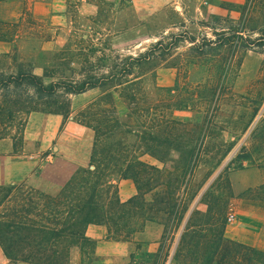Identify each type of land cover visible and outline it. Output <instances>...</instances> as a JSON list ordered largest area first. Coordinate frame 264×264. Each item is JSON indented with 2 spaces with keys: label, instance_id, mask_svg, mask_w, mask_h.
Segmentation results:
<instances>
[{
  "label": "rangeland",
  "instance_id": "rangeland-1",
  "mask_svg": "<svg viewBox=\"0 0 264 264\" xmlns=\"http://www.w3.org/2000/svg\"><path fill=\"white\" fill-rule=\"evenodd\" d=\"M87 1L94 7L80 9L81 0L6 2L0 78L32 73L45 85L102 75L115 81L60 95L55 104L37 99L26 84L1 91L0 184L60 193L34 176L59 156L56 124L74 122L89 132L83 149L87 138L94 146V127L108 130L99 137L100 151L124 139L129 160L161 170L143 175L139 225L120 241L126 244L118 264L200 262L190 252L209 255L212 248L177 246L192 211L190 231L206 224L207 238L217 239L221 224L224 237L240 243L237 236L251 241L258 229L264 232V0ZM146 52L148 61L133 64ZM91 152L80 167L91 168ZM11 162L15 180L2 183ZM123 180L137 195L132 179H118L117 186ZM94 261L95 255L78 264Z\"/></svg>",
  "mask_w": 264,
  "mask_h": 264
},
{
  "label": "trees",
  "instance_id": "trees-1",
  "mask_svg": "<svg viewBox=\"0 0 264 264\" xmlns=\"http://www.w3.org/2000/svg\"><path fill=\"white\" fill-rule=\"evenodd\" d=\"M149 58L150 52H146L133 58V64L139 65ZM131 71L128 69V74ZM113 81L112 77L102 75L45 85L35 74L20 73L18 76L1 77L0 92L26 84L37 99L55 104L60 95H79L90 89L107 88ZM103 127L109 129L110 125L104 122ZM94 130L96 141L90 156L91 168L78 167L60 193L50 195L25 183L0 184V248L11 262L70 264L71 252L78 248L82 263L86 258L91 263L96 241L86 235L87 225L107 226L117 241H125L137 231L139 224L135 217L140 216L146 193H141L143 175L157 176L161 170L138 158L129 160L124 139L100 151L99 137L105 136L108 130L104 134H99L95 127ZM118 179H132L138 194L122 201L116 183ZM158 186L155 184L147 191H154ZM260 188L264 192V186ZM188 209L185 208L178 216L179 225ZM193 214L192 211L187 217L177 246L212 248L209 255L190 252L191 259L200 261L196 264H264V252L225 238L224 224H221L217 239L207 238L209 230L206 224L199 230L190 231L191 227H196L191 222ZM221 218L219 214L216 220ZM189 231L193 235L187 242L185 238ZM161 250L160 247L158 252Z\"/></svg>",
  "mask_w": 264,
  "mask_h": 264
},
{
  "label": "crops",
  "instance_id": "crops-1",
  "mask_svg": "<svg viewBox=\"0 0 264 264\" xmlns=\"http://www.w3.org/2000/svg\"><path fill=\"white\" fill-rule=\"evenodd\" d=\"M10 1L14 0L0 1V17H3L6 14V2L9 3ZM84 7L93 8L94 4L87 0H81L80 9ZM29 122H35V118H31ZM40 122H44V120H40ZM77 126L78 125L74 122H58V124H56V127H54L53 130V139L56 140L59 156L54 157V160L48 162V166L43 167L40 173L36 176L33 174L28 175L24 178L25 180H29L30 177L34 176L40 181V183H45V187L47 186L52 189L56 188V190L61 189L78 167L85 166L88 163L93 143L87 138L85 149H83L84 146L82 143L84 142L85 136L89 137V132L82 126H80L82 130L77 129ZM81 150L86 152V155H83V153L81 155ZM11 163V170L8 171L6 178L1 180L2 183H8L15 180V177L11 175L13 174V167H17V164L16 162ZM0 169H2V167H0ZM128 183V180H123L118 183V193L122 201L128 200L136 193V189L132 185L126 190ZM262 229L263 228H260L257 232H254L251 241L239 236L235 239L253 246L258 250L264 251V232H262ZM85 230L86 235L96 241L94 264H118L121 259L120 257H122L121 250L126 243L115 241L105 225H87ZM71 255L70 264H78V261L81 259L80 250L74 248ZM3 259L7 258L0 248V264H7L6 262H2ZM10 262H8V264H29L25 262Z\"/></svg>",
  "mask_w": 264,
  "mask_h": 264
},
{
  "label": "built area",
  "instance_id": "built-area-1",
  "mask_svg": "<svg viewBox=\"0 0 264 264\" xmlns=\"http://www.w3.org/2000/svg\"><path fill=\"white\" fill-rule=\"evenodd\" d=\"M229 221H233V218L231 217V218H229Z\"/></svg>",
  "mask_w": 264,
  "mask_h": 264
}]
</instances>
